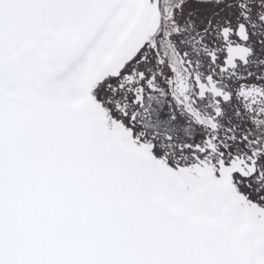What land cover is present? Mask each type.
Segmentation results:
<instances>
[{"label": "snow or ice", "instance_id": "1", "mask_svg": "<svg viewBox=\"0 0 264 264\" xmlns=\"http://www.w3.org/2000/svg\"><path fill=\"white\" fill-rule=\"evenodd\" d=\"M0 264H264V0H0Z\"/></svg>", "mask_w": 264, "mask_h": 264}]
</instances>
